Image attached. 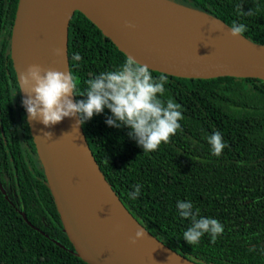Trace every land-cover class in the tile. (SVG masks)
Masks as SVG:
<instances>
[{"label": "trees", "instance_id": "1", "mask_svg": "<svg viewBox=\"0 0 264 264\" xmlns=\"http://www.w3.org/2000/svg\"><path fill=\"white\" fill-rule=\"evenodd\" d=\"M172 1L229 27L244 25L243 36L264 45V0ZM17 3L0 0V184L6 192L0 190V264H87L71 253L24 114L10 58ZM76 53L79 62L71 59ZM68 59L79 95L89 78L119 68L127 57L75 12ZM166 76L163 98L181 105L183 119L181 130L157 151L144 152L128 127L108 126V109L81 124L103 177L133 219L182 258L194 264H264V82ZM80 99L86 97L75 96ZM217 131L228 145L219 157L208 143ZM136 185L141 194L130 199ZM179 201L191 202L197 218L224 226L215 243L208 234L198 245L183 239L191 221L179 215Z\"/></svg>", "mask_w": 264, "mask_h": 264}, {"label": "water", "instance_id": "2", "mask_svg": "<svg viewBox=\"0 0 264 264\" xmlns=\"http://www.w3.org/2000/svg\"><path fill=\"white\" fill-rule=\"evenodd\" d=\"M155 1L160 7L166 4L206 16L231 34V27L204 11L172 0ZM75 12L84 15L118 51L148 65L151 71L182 79L232 77L264 82V45L244 36H233L238 41L229 42L216 37L172 35L137 0H18L10 37V58L17 82L19 74L32 64L70 72L68 28ZM61 48L63 54L57 55L56 50ZM19 92L22 101L26 94ZM72 98L75 101V96ZM23 109L63 232L73 247L71 253L87 264H151L146 261L147 249L142 247L145 256L137 255L130 232L124 234V225L113 221L111 213L102 210L96 201L97 179L124 211L127 221L135 225L134 231L143 229L103 177L78 124L79 116L46 127L31 120ZM0 190L6 195L1 184ZM145 235L163 252L194 264L146 231Z\"/></svg>", "mask_w": 264, "mask_h": 264}, {"label": "clouds", "instance_id": "3", "mask_svg": "<svg viewBox=\"0 0 264 264\" xmlns=\"http://www.w3.org/2000/svg\"><path fill=\"white\" fill-rule=\"evenodd\" d=\"M245 30L244 25L233 24L231 35L243 36ZM56 54L62 55L63 49H57ZM71 59L79 62L82 57L76 53ZM167 79L163 74L154 77L148 65L128 56L119 68L89 78L87 90L83 94H77L79 83L74 74L44 68L39 64L29 65L19 74L18 86L19 91L26 94L22 105L31 120L51 127L65 118L78 115V124H84L108 109L111 112L105 120L108 126L128 127L129 137L144 152H154L161 144L169 143L177 131L181 130L180 121L183 119L181 105L171 98H163ZM74 95L86 99L74 101ZM208 143L212 146L213 155L217 157L228 147L219 131L208 137ZM140 194L141 186L136 185L135 191L129 193V198L136 199ZM177 208L182 218L191 221V226L183 233V239L190 245H198L205 234L215 243L223 234L224 226L217 219L197 218L198 210L193 211L191 202L179 201ZM144 237L145 231L138 228L131 243L135 244Z\"/></svg>", "mask_w": 264, "mask_h": 264}, {"label": "bare ground", "instance_id": "4", "mask_svg": "<svg viewBox=\"0 0 264 264\" xmlns=\"http://www.w3.org/2000/svg\"><path fill=\"white\" fill-rule=\"evenodd\" d=\"M144 8L149 9L155 19H159L168 32L172 35L179 36H196L201 38H220L224 41L237 42L230 33L225 31L219 23L209 19L206 16L198 15L177 7H170L166 4L160 5L155 0H137ZM102 184V185H101ZM99 183L96 179L95 194L96 201L102 210L111 213L113 221L124 225L123 233L130 232V241L135 237L136 230L134 231L132 224L127 221L124 211L120 208L116 200L112 197L103 183ZM133 231V232H132ZM151 240L145 237L140 239L133 246L136 247V254L143 256L142 247L147 249V259L151 264H188L173 256L165 253L157 247ZM139 257V258H141Z\"/></svg>", "mask_w": 264, "mask_h": 264}]
</instances>
